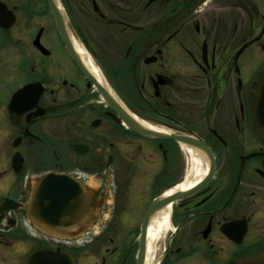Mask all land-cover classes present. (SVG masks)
Masks as SVG:
<instances>
[{
    "label": "flooded vegetation",
    "instance_id": "flooded-vegetation-1",
    "mask_svg": "<svg viewBox=\"0 0 264 264\" xmlns=\"http://www.w3.org/2000/svg\"><path fill=\"white\" fill-rule=\"evenodd\" d=\"M58 1L75 52L50 0H0V264H237L264 253V131L254 121L264 0H87L95 31L127 44L112 67L88 50L117 98L106 90L165 138L136 133L103 98L73 42L90 34ZM173 136L207 148V171L186 190L177 188L197 178L188 148H198ZM48 175L89 193L72 224L46 229L36 218Z\"/></svg>",
    "mask_w": 264,
    "mask_h": 264
},
{
    "label": "water",
    "instance_id": "water-1",
    "mask_svg": "<svg viewBox=\"0 0 264 264\" xmlns=\"http://www.w3.org/2000/svg\"><path fill=\"white\" fill-rule=\"evenodd\" d=\"M51 1V9L57 19L59 29L61 31L62 37L64 41L69 46L70 50L74 51V47L70 44V41L68 40V37L66 35L65 30V21L63 18L62 11L60 9V5H58V2L56 3V0H50ZM5 5L0 4V22L2 20V12L4 13ZM7 11V10H6ZM8 13V12H7ZM96 85L101 92L103 98L115 109L117 112L122 116L121 118L125 122V124L135 131L136 133L152 138H165L166 136L161 133L160 131H154L146 126H144L142 123L131 117V115L124 110L116 101L114 97L111 96V94L104 88L102 84L99 82H96ZM25 89L18 91L11 102V107L14 106V101L17 96L19 97ZM254 121L255 124L264 131V75L262 76L260 80V85L258 88V94L256 97V103L254 107ZM176 139H180L185 141L188 144L193 143L192 145L196 146L198 150H204L207 151L206 147L196 140L191 142L186 137H179V136H173ZM191 142V143H190ZM209 152V151H208ZM180 195V194H179ZM175 196H178V194L171 196L166 200V203H169ZM38 206L42 209V213L40 212L38 217V222L42 224L46 229L53 228L52 226H67L69 224H72L74 220L78 219L75 218L71 214V207L74 203L81 201L85 202L87 207L89 205V193L86 190L84 186H82L80 183L75 181L72 178L68 177H55L53 175H48L42 178L39 185L38 190ZM34 209V208H33ZM29 210H32L31 208ZM154 210V207L151 208V211ZM32 213V211H31ZM30 213V215H31ZM61 213V214H60ZM237 264H264V253L257 254L252 257L245 258L241 261H239Z\"/></svg>",
    "mask_w": 264,
    "mask_h": 264
},
{
    "label": "rangeland",
    "instance_id": "rangeland-1",
    "mask_svg": "<svg viewBox=\"0 0 264 264\" xmlns=\"http://www.w3.org/2000/svg\"><path fill=\"white\" fill-rule=\"evenodd\" d=\"M86 2L87 0H66L65 4L68 5L67 7L70 10V16L72 12L73 15L77 17V20L80 23L77 26H80L82 28L84 27L90 34L89 38L87 39L88 41H83L85 45H88H86L87 51L90 50L92 52H95V54L101 57L107 58L108 56H111L108 65L112 67V64H114L115 66L118 63V61L116 62V59L126 51L127 44L123 41L113 42L110 40H106L104 39V37H102L99 30L95 31L96 25L95 23H93L94 21L91 20V18L88 16L91 15V7L87 6ZM113 90L118 95V97H120L119 93L115 89Z\"/></svg>",
    "mask_w": 264,
    "mask_h": 264
},
{
    "label": "bare ground",
    "instance_id": "bare-ground-1",
    "mask_svg": "<svg viewBox=\"0 0 264 264\" xmlns=\"http://www.w3.org/2000/svg\"><path fill=\"white\" fill-rule=\"evenodd\" d=\"M60 5V4H59ZM60 9L63 8L60 6ZM73 42H74V46L76 49V52L83 57V59L86 61V63L88 64V66L90 67L92 73H94L96 79L105 86V88H107L114 97L115 94L113 93V91L109 88V85L106 84L105 78L102 75L100 69L98 68V66L96 65V63L93 61L92 57L90 56V54L88 53V51L86 50V48L84 47V45L76 38L73 37ZM117 98V97H116ZM140 122L145 125L146 127L152 129V130H165L159 127H155L149 124H146L145 122L141 121ZM189 152L192 155V160L194 162V173L197 178L192 180V181H187L184 184H181L177 189H181V190H186L190 187H192V185H194V183H196L199 179H201L206 171H207V166L204 165L205 162H208L206 160V158L204 157V154L202 152H200L199 150H196L195 148H188ZM170 207H167L166 209L162 210L161 213H159V215L156 217V220L154 221L153 225L155 228H158L157 230H159V228H166L169 225V218H168V212H169ZM153 230H151V234H153Z\"/></svg>",
    "mask_w": 264,
    "mask_h": 264
}]
</instances>
